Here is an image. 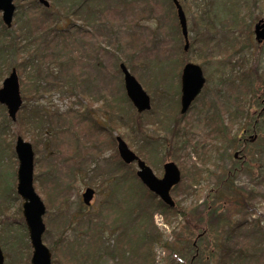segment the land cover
<instances>
[{"label":"rangeland","instance_id":"obj_1","mask_svg":"<svg viewBox=\"0 0 264 264\" xmlns=\"http://www.w3.org/2000/svg\"><path fill=\"white\" fill-rule=\"evenodd\" d=\"M135 1L140 3L135 4L133 9L126 6L123 0L97 1L95 4L101 5L104 13L99 14L98 6L96 18L98 22H104V27L93 26V29H86L87 33L73 35L70 41L66 42L68 45L63 41L56 43L49 41L42 46L43 56L35 72L29 68L25 70L24 75H20V71L17 70L24 101L22 107L29 101L31 105H36L52 117H49V122L37 141V150L30 137L24 140L30 142L35 151V190L43 201L44 197L50 198V204L47 206L45 204L46 231L43 241L51 252L53 247L59 248V252H52L53 264L83 263L80 248L84 249L86 245L89 247L90 239L87 235L89 236L91 230L86 226L84 228L83 225L80 230V220L75 219V216L82 204L84 213L92 217L100 216L99 218L105 221L106 215H102L101 212L108 200L107 189L110 185L106 180L114 169L113 165L118 162L116 157H120L118 143L116 141L114 144L111 138L116 140L118 136L122 137L130 149L140 156L138 149L141 138L133 132L132 128L136 124L147 125L151 143L157 145L154 149L149 146L151 148L148 149L151 151L147 154V160L140 156L153 169L157 177L163 176L164 164L173 161L169 158L168 152L174 145L181 148L179 151L174 149L171 152L172 157L175 152L178 155V166L182 172V181L171 194L177 207L193 213L194 210L200 209L198 206L208 200L210 205L216 201V207L221 209L218 217H214L213 226L216 231L207 239L202 252H199L196 246L197 243L199 244L200 237L204 235L205 227L200 230L188 229L189 217L185 220L174 216L170 220L172 223H168L163 214L155 213L154 224L164 235V240L170 248L156 247L155 264H218L220 257L218 244H223L226 232H230V229L236 225L238 228L239 224L242 225L241 229L236 232L234 238V246L241 257L239 264H264V236L255 227L257 220L262 222V226L264 225V124L259 125L257 140L244 148L242 142L235 147L229 142L215 144L214 135L205 122L208 110L212 107L211 102L216 101V109L213 110H220L222 107V102H219L220 94L223 97L227 96L230 85L240 75L241 68L234 67V64L242 58L246 60L245 69L248 70L257 87L254 89L256 97L264 98L260 93L257 94L260 85L258 80L264 79V42L258 43L254 33L257 22L264 20V0H258L259 3L253 10L254 21L250 26L253 31L251 36L253 48L244 49L238 54L233 53L229 57L224 55L226 47L224 38L230 34L225 30L226 24L222 21L223 17H220L222 10L220 3L214 6V1L210 0V3H206L209 4L207 7L204 2H198V5H195L194 0H188L187 6L193 4V7L184 10L190 38V48L188 52H185L182 32L176 30L174 24L176 20L170 6L165 5V0ZM208 8L214 13L217 12L219 16H214L210 22L201 25L200 13L208 12ZM148 9L154 11L153 16L142 23L145 29L141 30L139 37L142 45L149 49L139 52L132 59L133 71L142 76L143 81L137 80L151 97L152 108L147 113L139 115L132 102H128L125 98L127 93L124 76L119 73V69L120 64L130 58L129 54L133 50L130 44L132 32L129 28L135 29L140 11ZM17 20L18 17L15 15L13 29L18 26ZM60 20V25L65 28L70 27L69 25L74 22L64 17ZM76 24L80 25L81 21ZM93 33L96 34L95 38ZM7 37V46L0 43V75L1 72L4 74V76L1 75L0 89L12 69L23 62L13 47L15 44L9 43L12 37L16 38V34L12 33L11 36L8 34ZM195 39H198V43L196 42L198 47L192 45ZM93 44H98L101 50L94 52ZM181 51L188 55L181 56L180 67H174L175 65L173 66L170 62L173 56L180 54ZM200 52H203L202 56L206 57L204 74L208 82L192 110L184 119H181L180 125L175 126L173 131L171 128L170 132H166L165 136L160 138L158 134L160 131H155L157 130L155 125L160 118H166L168 115L180 118V107L175 105L178 93L177 73L183 68L186 60L196 63L194 60H199ZM96 58L99 61H96ZM200 66L203 67V65ZM7 69H9L8 73L5 72ZM75 81L81 83L77 94L72 92ZM39 84L49 92L42 91L37 102L33 93L23 94V86L33 90ZM83 90L94 99L82 96ZM101 95L117 100L119 108L123 109V113L116 115L117 118L115 117L111 124L107 113L100 108L103 103L100 101ZM95 98H98L97 101ZM248 105L251 107L250 114ZM86 106L90 107L92 117L110 131L105 133V130L97 135L90 131V127L82 119L88 111ZM245 107L244 115L248 113L251 118L253 113L260 110V107L254 106V100L250 104L246 103ZM224 118L228 123L227 114ZM246 119H240V117L234 119L233 122L236 124L230 126L231 137L236 134L239 138L243 136V130L249 127L245 126L242 129L240 127L241 131H239L238 125L241 126ZM15 130L16 126L11 121L7 108L0 104V244L5 264H27L28 260L31 264L33 249L23 215L24 200L17 192L19 162L15 152L18 137L13 136ZM162 139H167L168 142L167 145L164 144V147L160 146L159 140ZM259 140L261 144L257 147ZM132 142H134L133 145ZM213 145L220 151H214ZM258 149L262 152L261 154L257 153ZM86 150L87 153H85ZM236 153H239L237 157H235ZM205 155L210 157L203 164L201 159L206 157ZM234 157H239V160H235ZM131 167V170L137 174V165L131 164ZM189 169L190 171L205 170L198 183L191 181ZM226 183H232L235 190L229 193L226 188H223L222 191L225 193H219L220 188ZM87 188H93L96 191L90 206L83 202V194ZM48 194L50 196H47ZM243 201H246L244 207L241 205ZM248 202L255 206L254 212L248 208ZM192 207H194L193 210ZM195 213L194 216L197 215ZM219 218L225 219L223 224H227L221 231H219L221 226ZM98 224L99 221H96L93 230ZM107 228V226L104 228L103 234V241L106 243L112 238ZM61 234L63 240L59 243ZM111 244H114L113 240ZM90 247L93 248V245ZM97 259L101 260H99L100 264H117L116 259L106 255Z\"/></svg>","mask_w":264,"mask_h":264},{"label":"trees","instance_id":"obj_2","mask_svg":"<svg viewBox=\"0 0 264 264\" xmlns=\"http://www.w3.org/2000/svg\"><path fill=\"white\" fill-rule=\"evenodd\" d=\"M48 1L50 2L49 8H46L45 6L40 4L39 0H15V15L18 17V26L13 29V25L11 27L12 30H9L10 28H8L4 24L1 14L0 43L2 42L3 45L7 46V35L9 34V36H11L12 33L16 34V38L12 37L9 43L11 45L15 44V46L13 47L16 49L18 57H20V59H22L23 61L22 63L16 65L17 68H13L19 70L20 75H24L25 70H29V68H31L34 72L36 71V69H38L37 67L39 66L43 56V52L41 49L42 46L45 45L47 42L51 41V43H56L57 41H63V43L67 44L66 42L70 41V37H72L73 35L79 33H87L86 29H93V26L99 28L105 26L104 22H98L96 18V16H98V12H96L98 6L100 7L99 14L102 15L101 13H104V10H102L101 5L97 6L95 4L99 0ZM123 1L126 6H130V9H133L135 4L139 5L140 3L136 2L135 0ZM213 1L214 6L218 5V3H220V6H222V10H224V12L221 10L220 17H223L222 21H224V23L226 24L225 30L230 34L229 36H226L224 38L226 46L224 50V55L229 57L233 53L238 54L244 49L250 50L251 48H253V45L251 43V36L253 34V31L251 30L250 26L254 21L253 10L256 4L259 3L258 0ZM179 2L184 10H189V7H193V4L189 7L187 6L188 0H179ZM198 2H204V5L208 7L209 4L206 3H210V0H194L195 5H198ZM165 5L170 6L171 8V12L173 13L174 18L176 20V22L174 23L176 30L182 32V30L180 29L181 26L179 23V19L177 18V8L174 4V1L165 0ZM144 10L140 11L141 14H139L138 16L139 21H136L135 23V29L131 27L129 28L132 32L130 34V44L133 50L129 54L131 55L130 58H127L125 62L121 63L125 64L127 68L131 70V72L137 77V79L140 80V82L143 81V78L140 74H136L133 71L134 61L132 58H134L139 52L146 51V49H149L142 45V40H140L139 35L141 30L145 29L142 23L150 19L153 16L154 12L152 9H148L146 11ZM207 10L209 11H202V13H200L199 20L201 25L210 22L212 18H214V16H219L217 12L214 13L210 11V8H208ZM21 15L24 16L22 17ZM61 17H64L65 19L69 20L72 19L74 22L69 25L70 27L68 28L62 27L60 25ZM78 21H81L80 25L76 24ZM69 34L71 35L68 36ZM95 35L96 34L93 33V38H95ZM180 39H182V37H180ZM196 42L198 43V39L194 40L192 44L194 47H198V44ZM99 50H101V47L98 44H93V51L97 53ZM188 50L184 51L188 52ZM185 52L181 51L180 54L178 53L177 55H179V57L188 55ZM202 55L203 52H200L199 60L194 61L204 66V61L206 57ZM96 61H99V59L96 58ZM245 62L246 60L242 58L234 64V67L238 66L239 68H241L242 71L240 75L235 78V82H232V84L230 85L227 96H224L222 100H220V102H222L223 104L221 107L222 109L220 108V110L218 109L214 111L213 107H211V109L208 110V113L206 115L205 122L207 126H209V128L211 129L210 132H212V134L214 135V140L216 141L215 144H217L218 142H229L232 143L231 145H233V147L239 145L241 141L238 138V135L236 134L233 135L234 137H231L232 131L230 129V126H234L236 124H234L233 122L234 119L240 117V119H247L244 121L245 123L241 124V126L238 125L239 131H241V129L245 126H248L249 128L252 127L253 118H251L249 115L251 107L250 105H248L247 109L249 110V114L247 113L246 115H244L246 111L245 104H250V102L252 103V101L254 100V106L260 107L261 105L262 99H260V96L256 97V93H254V89L257 87L256 85H254V81H252L251 76L247 72L248 70L245 69ZM6 71L8 73L9 69L5 70V72ZM119 73L123 74L121 68L119 69ZM180 74L181 73L179 72L178 76H180ZM1 75L4 76L2 72ZM1 75L0 79L2 77ZM258 82H260V85L257 89V94L260 93V95L264 97V79L258 80ZM53 85H57V83H53ZM79 85H81V83H77L76 81L72 85V92L74 94H77L79 92ZM44 88L45 87H41V84L36 86L33 90H29L28 88L23 86V94L27 95L28 93H33V95L36 97L35 102H37L41 97L40 93L42 91H45L46 93L49 92V90H46ZM178 94L181 95L180 87L178 89ZM82 96L90 97L91 100L94 99L93 97L89 96L86 91L84 92V90L82 91ZM100 97V101L103 102L100 108L105 111V113H107L111 124L114 122V118L116 117V115H118L119 113H123V109L119 108L117 100L114 101L112 99H108L109 96L107 95H101ZM24 98L27 99L26 96H24ZM125 98L128 102H131L128 96ZM97 99L98 98H95V101H97ZM91 102L92 101H90V103ZM130 105L132 107L131 103ZM210 105H212V103ZM86 107L88 108V111L82 116V119L85 123L88 124L87 126L90 127V131H93V134L96 135L97 133L100 134L101 132H104L106 128L104 126H101V123L97 121L94 117H92L90 107ZM225 114L228 115V123L224 118ZM58 116L59 115H57V117ZM179 116L180 118H177L173 115H168L166 116V118H160L159 122L155 125L157 129L155 131H160L158 133L160 138H163L166 132H170L171 128L173 131L175 126L180 125L181 119L184 117H182L181 114H179ZM49 117L51 116L48 113L44 112L43 109L36 107V105L34 104L31 105L30 102L27 101L25 106L21 109L19 120L16 122H13L11 120L16 126V130L13 136H21L26 139L30 137L31 142H33V145L37 150V141L42 136V131L47 126V123L49 122ZM9 123L11 122L9 121ZM132 128L133 132H136L141 138V145L138 149V152L141 154L140 156H142V158L147 160V154H149L151 151L148 148L153 147L154 149V147H157V145L151 143V138L149 135L150 131L148 130L147 125L144 126L142 124H136ZM107 131L110 130H106L105 133ZM66 132L67 131H65V133ZM60 135L61 134L59 133V136ZM176 135L179 136V134ZM111 139L112 142L115 144L116 140L113 138ZM259 141L260 143L257 147H260L261 140ZM159 142L161 147H164V144L167 145L168 143L167 139L159 140ZM133 144L134 142H132V145ZM174 146L173 149L168 152V156L178 165V155H176L175 152L173 153L172 157L171 152L174 149V151H179L181 148L177 145ZM212 148L216 152L220 151V149L217 148L215 145H213ZM85 153H87V150L85 151ZM257 153L261 154L262 152H260V149H258ZM205 156L206 157L201 159V162L203 164H205L210 157V155ZM116 160H118V162L116 165H113L114 169L110 173L109 178H107L106 180V182L110 185V187L107 189L108 200L103 205V209L101 212L102 215H106L104 216L105 221H102L99 218L100 216L92 217L91 215L84 213V208L82 204L79 212H77V215L75 216V219L80 220V230L82 228V225L84 226V228L86 226V228H89L91 230L89 236L86 233L87 238L90 239L89 247H87L86 245L87 248H80L82 250L83 256V263L81 264H99V260L97 258L102 257L104 255H108L111 258L116 259L117 264H155L156 247L159 246L165 249H170L167 241L164 240V235L157 229L154 224L153 217L154 214L157 212L163 214L168 220V223H172L170 222V220L171 217L174 216H179L185 220L189 217L188 229L200 230L201 228L205 227L203 231L204 235L200 237L199 244L197 243L196 246V248L199 249L198 251L202 252L203 245L207 243V239L211 236V234L216 231L213 226L215 222L214 217H218V214L220 213L219 211L221 210L220 207H216V201H213V203L210 205L209 201L207 200L203 205L198 206V208L200 209L197 208L198 210H194L193 213L183 211L182 209L180 210L177 205H175V207H170L142 183L137 174H135L131 170V165L125 164L122 159H120V157H116ZM190 170L191 169H189L188 171ZM204 171V169H193L192 171H190L191 181L198 183L200 179H202V175H204L205 173ZM223 188H226L227 192L229 193H232L235 190L234 185L232 183L223 184V187L220 188L219 193H225L222 191ZM47 196L50 195L48 194ZM44 199L46 206L50 204L49 197H44ZM245 204L246 201H243V203L241 204L242 207H244ZM248 204V208L252 210V212H254L255 206L252 205L250 202H248ZM193 208L194 207H192V210ZM194 213L197 215L194 216ZM209 216L211 218H209ZM219 219L221 220L220 225L222 226H220L219 231H221L224 230V227L227 224H223V221H226L225 219ZM73 220L74 219L72 218V221ZM96 221H99V224L93 230V226ZM261 223L262 222L260 220H257L255 227H257L258 232H261L264 236V225L262 226ZM106 226L108 227L107 229L110 230L109 233L112 236V238L109 239L110 241L108 243L103 241L104 228ZM241 226L242 225L239 224L238 228L237 225L231 228L230 232H226V238L224 240V243L220 245L218 244V246L220 247V257L218 260V264H239L241 257L239 251H237L236 247L234 246V238L236 237V232L241 229ZM60 237L61 238L59 243H61L63 240L62 234ZM112 240L114 241V244H111ZM91 245H93V248L90 247ZM57 251L59 252V248L53 247L52 252L56 253ZM28 255L30 256V254ZM27 264H30L29 260L27 261Z\"/></svg>","mask_w":264,"mask_h":264},{"label":"water","instance_id":"obj_3","mask_svg":"<svg viewBox=\"0 0 264 264\" xmlns=\"http://www.w3.org/2000/svg\"><path fill=\"white\" fill-rule=\"evenodd\" d=\"M177 8L179 23L182 34L185 38V50H188L189 30L186 13L179 0H173ZM15 0H0V12L4 24L11 28L16 13ZM40 4L46 8L50 7L48 0H39ZM255 36L258 43L264 42V20H260L255 26ZM124 75V83L127 96L139 113L150 111L152 108L151 97L144 90L137 78L130 72L125 64L120 65ZM206 79L202 67L198 64L188 63L183 70L182 76V110L184 115L188 112L192 102L201 93ZM23 97L20 89V78L16 69H13L10 75L4 80L3 87L0 89V104L7 108L8 115L13 122L17 121L18 113L23 106ZM257 135H253L252 142H255ZM118 152L122 161L131 165L137 163V176L142 183L154 194H156L165 204L175 207V201L171 195L173 187L182 181L181 171L174 162L165 164V173L163 178H158L153 169L147 165L134 151H132L127 142L122 137H117ZM15 152L19 162L17 178V192L24 200L23 215L26 221L29 239L33 249L31 264H53V255L51 250L45 245L43 235L46 231L44 216L46 206L42 198L36 192L34 187V168L35 151L30 142L19 136L16 140ZM239 153H236V157ZM96 191L93 188H87L83 194V202L90 206L95 198ZM0 264H5V257L0 244Z\"/></svg>","mask_w":264,"mask_h":264},{"label":"flooded vegetation","instance_id":"obj_4","mask_svg":"<svg viewBox=\"0 0 264 264\" xmlns=\"http://www.w3.org/2000/svg\"><path fill=\"white\" fill-rule=\"evenodd\" d=\"M260 21V20H259ZM258 21V22H259ZM258 22H257V24H258ZM256 24V25H257ZM255 25V26H256ZM254 33H255V28H254ZM255 39H256V36H255ZM181 57H179V55H174L173 56V59H172V64H173V66L174 67H176V66H179L180 67V65H181ZM188 63H194V62H192L191 60H186L185 61V64H184V66H183V68H181V70L180 71H178V73L177 74H179V72L181 73L180 74V76L178 77V89H179V87H180V92H181V95H179L178 93H177V100H176V102H175V105L176 106H178V107H180V114L182 115V117H184L185 118V116L190 112V110H192V108L194 107V105H195V103H196V101L199 99V97L201 96V94H202V92H203V90H204V88H205V86H206V84H207V82H208V80H207V78L205 77V74H204V66L202 67V70H203V74H204V77H205V79H206V82H205V85H204V87H203V89H202V91H201V93L198 95V97L192 102V104H191V106L189 107V110H188V112L186 113V114H182L181 113V110H182V76H183V70H184V67L188 64ZM194 64H196V63H194ZM178 67V68H179ZM177 89V90H178ZM219 95V94H218ZM222 98H223V96L220 94V97H219V102H220V100H222ZM215 102L216 101H213V102H211L212 103V107H213V109H215L216 108V104H215ZM215 111V110H214ZM252 118H253V125H252V127L251 128H245L244 130H243V136L242 137H238L239 139H240V141L242 142V144H243V147L244 148H247L248 146H250V145H252V141H251V138H252V136L253 135H257L258 134V127H259V125H260V123H263L264 124V98L261 100V105H260V110L258 111V112H255V113H253L252 115ZM183 118V119H184ZM257 138H258V135H257ZM257 140V139H256ZM140 157V156H139ZM235 157H236V154H235ZM234 157V159L235 160H239V157L238 158H235ZM141 158V157H140ZM142 159V158H141ZM143 160V159H142ZM173 162V161H172ZM167 163H169V162H167ZM175 163V162H174ZM133 164H136L137 165V163H133ZM148 165V164H147ZM179 167V166H178ZM180 169V168H179ZM163 171H164V173H165V164H164V166H163ZM181 171V170H180ZM164 173H163V176L161 177V178H163L164 177ZM181 175H182V172H181ZM159 178V177H158ZM181 183V182H180ZM179 183V184H180ZM178 184V185H179ZM176 187V186H175ZM175 187H173V189L175 188ZM173 189H172V191H173ZM172 191H171V194H172ZM107 257H109V258H111L110 256H108V255H106ZM100 260V259H99ZM101 261V260H100ZM100 261H99V264H100Z\"/></svg>","mask_w":264,"mask_h":264}]
</instances>
